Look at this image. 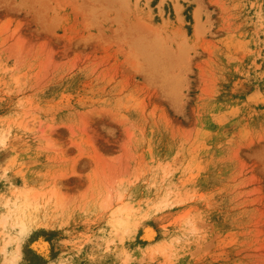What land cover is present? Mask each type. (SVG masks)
Returning <instances> with one entry per match:
<instances>
[{
	"label": "rangeland",
	"instance_id": "374dc122",
	"mask_svg": "<svg viewBox=\"0 0 264 264\" xmlns=\"http://www.w3.org/2000/svg\"><path fill=\"white\" fill-rule=\"evenodd\" d=\"M0 264H264V0H0Z\"/></svg>",
	"mask_w": 264,
	"mask_h": 264
},
{
	"label": "bare ground",
	"instance_id": "6f19581e",
	"mask_svg": "<svg viewBox=\"0 0 264 264\" xmlns=\"http://www.w3.org/2000/svg\"><path fill=\"white\" fill-rule=\"evenodd\" d=\"M16 199V198H15ZM27 202V201H26ZM29 203V202H28ZM24 206L25 205H29V204H23ZM17 206V205H16ZM23 206V207H24ZM21 207V206H20ZM27 207V206H26ZM19 208V207H18ZM10 209H12V208H10ZM13 210H14V208H13ZM18 210H20V209H18ZM16 211V210H15ZM15 211H14V216H15ZM17 213V212H16ZM13 215V213H11L10 212V214L9 215ZM10 217V216H9ZM7 219V217L5 218V220ZM17 219V221H15V223H17L21 228H23L24 227V221H23V218H22V216L20 215V214H17V216H16V218H15V220ZM148 228V227H147ZM146 228V229H147ZM150 228V227H149ZM152 229V228H151ZM148 231V230H147ZM147 231H146V234H147ZM151 231V230H150ZM45 245V244H44Z\"/></svg>",
	"mask_w": 264,
	"mask_h": 264
}]
</instances>
